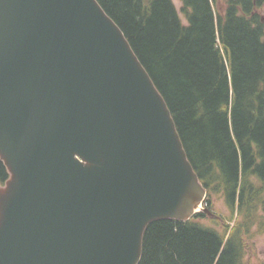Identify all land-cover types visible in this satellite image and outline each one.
<instances>
[{
  "label": "water",
  "instance_id": "obj_1",
  "mask_svg": "<svg viewBox=\"0 0 264 264\" xmlns=\"http://www.w3.org/2000/svg\"><path fill=\"white\" fill-rule=\"evenodd\" d=\"M0 264H139L207 189L98 0H0Z\"/></svg>",
  "mask_w": 264,
  "mask_h": 264
},
{
  "label": "trees",
  "instance_id": "obj_2",
  "mask_svg": "<svg viewBox=\"0 0 264 264\" xmlns=\"http://www.w3.org/2000/svg\"><path fill=\"white\" fill-rule=\"evenodd\" d=\"M180 1L98 0L165 98L206 205L218 195L238 217L155 221L139 264H244L246 238L264 234V0Z\"/></svg>",
  "mask_w": 264,
  "mask_h": 264
},
{
  "label": "rangeland",
  "instance_id": "obj_3",
  "mask_svg": "<svg viewBox=\"0 0 264 264\" xmlns=\"http://www.w3.org/2000/svg\"><path fill=\"white\" fill-rule=\"evenodd\" d=\"M172 1L180 12L182 6L181 1ZM211 203L212 204L208 205V207H210L217 216L226 222L225 226L227 225L229 228H231L235 224L238 213L235 212V214H233L234 216H232L223 199L218 195L211 197ZM206 216L207 218L205 217L202 220L205 224L214 226L216 228L220 227V221H215L208 215ZM244 264H264V234L257 232L256 229H254L245 240Z\"/></svg>",
  "mask_w": 264,
  "mask_h": 264
}]
</instances>
